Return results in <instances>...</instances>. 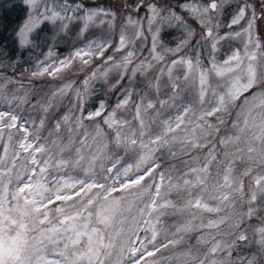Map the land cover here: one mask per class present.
<instances>
[{
    "label": "snow or ice",
    "instance_id": "6c2138e0",
    "mask_svg": "<svg viewBox=\"0 0 264 264\" xmlns=\"http://www.w3.org/2000/svg\"><path fill=\"white\" fill-rule=\"evenodd\" d=\"M23 3L28 15L15 32L20 49L32 46L33 33L38 38L49 23L63 33L69 22L78 21L81 37L91 27L105 24L110 36L117 34L118 14L112 9L89 8L75 0ZM230 3L185 0L178 4V12L171 3L135 0L121 6L124 18L115 44L113 39L89 40L63 59H53L50 47L45 60L37 61L31 77H55L63 69H71L77 58L84 66L101 58L103 63L86 75L80 86L69 81L43 103L33 105L43 113L38 124L23 120L11 108L12 104L28 103V93L17 96L8 88L12 79L0 74V100L10 105L9 110H0V264H159L160 258L149 261L145 257L178 245L183 234L194 230H201L197 239L206 245L204 252L192 256L189 250L179 255L190 257L195 264H264V218L259 215L260 201H264V45L254 35L259 9L249 3L238 4L227 25L232 29L245 21L247 27L241 25L240 31L219 35L222 25L217 17ZM260 7L264 8V0ZM141 11H145L143 17ZM189 19L203 29L201 40L211 42L207 64L197 48L201 41L192 43L196 33ZM166 29L182 32L175 47L163 43ZM146 33L151 35L152 46L143 56L137 41L146 40ZM243 37V50L237 48L221 62L216 61L214 53L221 40ZM109 49L113 55L105 57ZM166 54L173 58L166 59ZM6 55L11 58L10 53ZM114 71L117 78L113 81ZM150 71L158 73L149 81L156 98L137 92L133 84L137 73L147 76ZM165 74L171 81V95L159 98ZM181 79L196 90L198 111L193 104L180 105L165 118L161 110L175 106L182 91ZM101 81L117 96L115 104L110 107L107 100H100L94 110L85 111ZM69 93H74L70 107L55 119L41 143L40 132L47 119ZM129 107L134 108L131 120L118 116V111ZM153 109L156 115L146 122L145 114ZM234 109L238 111L230 121L232 131L217 141L215 134L229 124ZM212 117L215 123L208 119ZM157 118L162 127L152 132L151 124ZM85 121L95 124L90 128ZM110 143L136 156L135 165L117 169L120 157L109 155ZM196 150L203 152L202 157L192 156ZM164 151L171 157L187 156L185 170L162 168ZM238 163L244 165L239 174ZM50 168H79L83 176L65 173L52 177L57 181L53 192L45 175ZM244 176L252 180L247 199ZM172 191L181 203L167 198ZM56 201L62 203L50 208ZM241 202L247 203L246 211L238 207ZM168 208L186 218L157 244L160 218L167 214L161 210ZM205 213L212 215L206 218ZM245 248L247 255L242 254Z\"/></svg>",
    "mask_w": 264,
    "mask_h": 264
},
{
    "label": "rangeland",
    "instance_id": "374dc122",
    "mask_svg": "<svg viewBox=\"0 0 264 264\" xmlns=\"http://www.w3.org/2000/svg\"><path fill=\"white\" fill-rule=\"evenodd\" d=\"M21 1V4L24 6V14L21 20V23L18 24L17 29L22 26V24L24 23L28 12L26 10V5L23 3V0H17V2ZM13 2H15V0H0V7L2 9H4L5 11L11 12V7H13ZM76 3H82V2H77ZM102 2H104L103 4H98L97 2H94L93 4H89L87 2L82 3L83 5L92 8V7H102V8H107V9H112L113 11L117 12L118 14V19L116 21V35L115 36H110L109 35V29L108 26L105 25H97V26H93L91 27L86 33H84V36L81 37L79 36V28H80V22L78 21H71L69 22V29L67 32H60L59 29L55 28L52 24H47L46 27L44 28V30H42L39 33V37H36V34L33 33V44L32 46H30L28 48V52L25 54V57H28L30 59V61L34 64L31 65L29 68V74H31V72L33 70H35L36 68V64L37 61H43L45 60V56L48 54L49 48L51 47L52 52H53V59L59 57L61 59H63L64 57H68L76 48L79 47H83L89 40H101V39H113V43L115 44L118 41V31L120 28L121 23L123 22V12H122V8L121 6H124L126 4H128L130 1L129 0H102ZM135 0H133L132 3H134ZM185 2V0H157L158 4L164 5V4H173L174 7H176V10L179 12L180 9L178 7L179 3ZM198 3H207L208 0H197ZM16 3V2H15ZM242 3H249L252 5H255L258 9H259V13H258V18L255 21V25H254V35L261 41L262 45H264V33H263V28H264V8H261V0H231L230 4H226L223 12L221 15H219L217 17V19L221 22V27L219 28L218 32L220 36H224L225 33L231 32L233 30L235 31H240L241 29V25H243L244 27H247V24L245 21H241V25H234L232 29H229L227 27L228 23H230L232 16L234 15L235 11H236V6L238 4H242ZM22 7V6H21ZM23 9V7H22ZM129 11L131 9H128ZM145 15V11H141L140 16L143 17ZM189 23L191 24V26L195 29V36L192 40L193 44H196V41H201L199 45H197L198 50L200 51L201 55H202V60L205 64H207V62L211 59V53H212V49H211V42H207L205 43L204 41L201 40V34L203 29L200 27L199 24H197L195 21H192L191 19H189ZM16 29V30H17ZM215 31V29H214ZM16 32V31H15ZM131 34V33H130ZM147 39L143 40V41H137V46L138 49L142 51L143 56H147L149 53V49L152 46V41H151V35L147 34ZM14 39H15V43H16V35L14 34ZM183 38V34L179 29H171L168 30L166 29L163 33H162V39H163V43L168 46V47H175L176 44ZM246 40V37L243 38H226L224 40H221L218 44V50L214 53L216 61L217 62H221L223 59L227 58L228 55H230L233 51H235L237 48H240L241 50H243V41ZM17 45V44H16ZM17 48L20 51H24L25 49H20L17 45ZM59 49H62L63 51L61 52ZM188 49H184V52H187ZM108 55H113V52L111 49H109L106 53H105V57ZM180 55H183V53H180ZM115 56L117 58H119L120 53H116ZM38 60L35 62L34 59ZM142 58V57H141ZM173 57L170 56V54H166V59H172ZM103 63V58L101 59H95L90 66H84L81 64L79 58H77L72 65L71 69H63L62 71H60L59 73L56 74L55 77L51 76V79H59L60 82H62L64 80V84L68 83V80L71 79L72 77L76 78V83L78 84V80L81 79L83 80V78L85 77V74L88 73V71L91 69L93 70L94 68H96L97 65H101ZM153 63H155V61H153ZM160 65H157V68H159ZM83 68V71H80V69ZM9 67L7 66H2V70L4 72H6L5 74H9L10 72ZM73 70V72L71 71ZM158 73L156 71H150L147 76L141 75L140 73H137V76L133 82L134 87L136 89L137 92L140 91V89H143L142 93L151 95L153 98H156V89L154 86L150 87L149 86V81L153 80L154 77L157 75ZM176 74V71H174V76ZM69 75V76H66ZM129 76L131 75V73L129 72L128 74ZM66 76V78L64 77ZM49 77V76H47ZM117 78V74L114 71L111 74V79L114 81ZM128 81V77H125V84H127ZM181 84V95L180 97L177 98L176 102H175V106H171V107H166L165 109H162V116L163 117H167L169 114H174L176 111L177 106L180 105H187V104H193L194 105V110L198 111L199 105L195 103V95H196V90L191 87L190 85H185L183 80L181 79L180 81ZM61 86V85H60ZM56 87L53 83H49L47 85V88H54ZM33 93V89L29 87V92L28 95ZM40 95V94H39ZM171 95V81L169 80L168 76L165 74L161 80H160V88H159V98H167V96ZM117 96L112 95L108 89V86L106 84H104L102 81L96 84V91L95 94L90 97L87 100L86 103V108L85 111H92L95 109V107L98 106L99 101L100 100H107L109 103V106H113L116 102ZM209 99H211V96H209ZM45 90L42 91L41 95L37 98L36 102L34 103H30V105L32 106V110H28L25 104H21L19 107L16 106V104H12L11 108L12 109H17V111L21 114V111L23 110L24 113L23 114H27L28 118L31 121H36L39 122V119L41 118V111L38 109V107L34 110L33 109V105H37L38 102L43 103L45 101ZM90 101H94V106L90 107ZM66 101L63 99L62 103L60 105H58L57 107L61 106L63 103H65ZM0 105L3 107V109L0 110H9L10 109V105L7 102H4L1 100ZM28 106V105H27ZM157 108H159V104H157ZM68 109H65V111H67ZM238 111V109H234L232 112V116L229 118V124L225 125V127H223L224 125H222L221 127H223L224 129H226L224 132H219L216 135V139L217 141L219 140L220 136H224L227 133H230L232 131L231 126H230V121L231 119H235L236 117V112ZM55 112V111H54ZM118 116L121 118H127L130 119L127 116H130V114L128 113V109L127 110H123L121 112L118 111ZM43 115V113H42ZM62 115V114H60ZM59 115V116H60ZM156 115V110H149L148 113L145 114V120L146 122L149 121L152 117H154ZM189 115H191V112L189 113ZM57 117H49L47 120L50 123H55V119L58 118ZM210 120H214L215 122V118H208ZM47 124L48 126L50 125ZM85 124H87L90 128L95 124V121H85ZM162 125L160 124V118H157L155 123L151 124V131L152 132H159L161 129ZM48 131L49 130H41L40 132V136L42 137L41 139V143H43V137H47L48 136ZM19 135H23L22 133H19ZM111 135V133H109V136ZM3 141H0V145H2ZM107 152L109 153V155H113V156H119L120 157V163L117 164V169L122 170L124 167H126L127 165H129L128 160L132 157L134 159L133 162V166L136 163V159L137 157L134 156L131 152L125 153L122 149H118L115 144H112L108 147ZM0 153H2V147H0ZM167 154L166 151H164V155L165 156ZM198 154H200V156L202 157L203 153H197L195 155H192L193 157L197 156ZM65 155H67V153H65ZM157 156H160L161 153L158 152L156 153ZM38 158L39 156H41V154H37ZM180 156V155H177ZM185 156L181 155L178 159H182ZM173 159H176V157H173ZM189 159V158H187ZM177 160L175 162H170V166H175V168L177 167ZM106 164L110 163V161H105ZM193 165H195L196 161H192ZM164 168H168V166H165ZM244 168L243 164H237V173L239 174V172H241ZM50 169H54V168H50ZM49 169V170H50ZM75 169H79V168H66L63 171L61 170H53V173H45L46 176H48L49 178V184L48 186L50 188H52V191H55L54 185H56L57 181L52 179V177L54 176H58V175H64L65 173L71 174L73 175V173L70 172V170H75ZM97 171H99V169H97ZM114 172L116 171V169L113 170ZM157 171H159L157 169ZM255 171H260V169H256ZM135 172V168L133 167L132 172L129 173V175L131 176L132 173ZM213 172H215V167ZM255 174V172L253 173ZM76 176V175H74ZM78 176H83V172L81 171V173ZM97 179H100V177H97ZM121 179H124L123 176H121ZM242 179L244 180V191L246 193V197L245 199H247V194H250V190L252 189V180L250 177L248 176H244L242 177ZM103 182V181H102ZM65 191H68V189H65ZM45 195H51V193H45ZM171 200H173L176 203H181V198L177 196L175 191H172L169 196L167 197ZM62 202L60 201H56L54 205H49L50 208H54L55 205H58ZM71 203V202H69ZM260 209H259V215L260 217L264 218V201H260ZM238 207H242L243 210H247V203L245 202H241L240 205H238ZM166 212L169 216H174V210L172 208H168V209H164L161 210ZM178 214V213H175ZM223 214V213H221ZM161 223L158 225L159 228L162 229V231L160 232V234L157 237V244L163 243L165 241V230L166 229V223L164 222V217L161 216ZM256 223H258V221H256ZM178 224H175V227ZM174 231V230H173ZM168 234V233H167ZM169 236L171 234H168ZM195 246V245H194ZM148 247L150 248L151 245H148ZM176 247V248H174ZM199 246H195L193 248H188V247H183L181 245V242L176 245V246H172L169 245L168 248H164L166 249V251L173 249L169 254L167 255H162L163 257L160 259L159 264H185V261H187V264H195V262L190 258V257H184V256H180L179 253L181 251H191V254L193 256L198 255V251H199ZM248 251L247 248L243 249ZM253 251H255V249H253ZM249 254L245 253V255ZM146 259L151 258V257H145ZM158 258V257H157ZM156 258V259H157ZM219 258V257H218ZM154 260V259H150L149 261ZM144 264V262H143Z\"/></svg>",
    "mask_w": 264,
    "mask_h": 264
},
{
    "label": "trees",
    "instance_id": "16d2710c",
    "mask_svg": "<svg viewBox=\"0 0 264 264\" xmlns=\"http://www.w3.org/2000/svg\"><path fill=\"white\" fill-rule=\"evenodd\" d=\"M77 2H87L89 4H93L94 2H97L98 4H103L104 2H102V0H75ZM130 2H133V0H129ZM16 2V3H15ZM15 2H13V7H11V12L5 11L4 9H2L0 7V74H2L3 76L9 77L12 79V83L8 85V88L12 90V92H15V94L17 96H22L24 95V92L27 91V93L29 92V87L33 89V93L28 95V103H24L27 107L28 110H32V106L30 105V103H34L36 102L37 98L41 95L42 91L45 90V99H47V97L51 94L52 91H54L55 89H57L58 87H60V85H64V80L62 82L59 81V79H51V76L45 74L44 76L41 77H37V78H33L31 77V74H29V68L31 65H34L30 59L28 57H25V54L29 51L24 50V51H20L17 48V45L15 43V39H14V34L15 31L17 29L18 24L21 23L23 14H24V6L21 4V1L17 2V0H15ZM23 9H22V7ZM203 32V31H202ZM263 33H264V29H263ZM61 52L63 51L62 49H59ZM10 53L11 54V58H8L6 54ZM35 62L38 60L34 59ZM7 66L10 69L9 74H5L6 72H4L2 70V66ZM73 72V70H71ZM91 69L88 71V73L85 74L88 75L91 73ZM49 76V77H47ZM69 76V75H66ZM66 76H64L66 78ZM69 81H73L74 83V87L76 86H80V82L82 81L81 79L78 80V84L76 83V78L72 77L71 79L68 80ZM21 83L23 84V88H21ZM49 83H53L56 87L54 88H47V85ZM143 89H140L139 92H142ZM40 94V95H39ZM9 96H11V93H9ZM74 99V93H69V96H66L64 98V100L66 101L65 103H63L61 106L57 107V110L55 112L52 113V115L50 117H57L60 114L64 113L65 109H68V107H70L71 105V101ZM1 103V100H0ZM90 107L94 106V101H90ZM28 105V106H27ZM0 109H3V107L0 105ZM34 109V108H33ZM15 112L23 119V120H29L28 115L27 114H23L24 111H21V114L17 111V109H14ZM123 111V110H121ZM119 111V112H121ZM66 112V111H65ZM41 116H42V112ZM128 113L130 114L129 117L131 120L133 118L134 115V108L129 107L128 108ZM213 123L214 120H212ZM37 124L39 122H36ZM50 122L47 120L45 127L42 130H49L50 128L53 127L54 123H50V125L48 126L47 124H49ZM225 127V125L223 126ZM223 127L220 128V132H224L226 129H224ZM226 128V127H225ZM15 131V130H14ZM114 143H110V145H112ZM206 151V150H205ZM197 153H203L201 150H196L192 153V155H195ZM200 155V154H199ZM181 156V155H180ZM180 156H176V159H173V157L169 156L168 154H166L165 156L162 157L161 159V167L164 168L165 166H170V162H175L177 160V167L176 169H178L179 171H184L185 170V164L184 161L188 160L187 156H185L182 159H178ZM39 158H42L41 156H39ZM129 164H133L134 159L131 157L128 160ZM54 169H50L48 173H53ZM58 170V169H56ZM159 170V169H158ZM214 170V168H213ZM71 173H73V175L78 176L81 173L80 169H75V170H70ZM174 214V213H173ZM205 217H209L212 214H204ZM164 217V222L166 223V229L164 228L165 232L168 234H171V232L173 230H175V224H180L183 222V220L186 218V215H181V214H174V216H169L168 214L163 215ZM214 218V216H213ZM207 222V219H205V223ZM197 223H199V221H197ZM206 231V230H204ZM141 236L144 235V233H140ZM184 235V239L181 241V245L183 247H188V248H193L195 246H199L201 248H199L198 254H201L204 252L206 245L198 242V237L201 235V230H194L190 233H185ZM195 245V246H194ZM176 248V247H174ZM171 250L166 251V249L162 248L160 250V252H157L155 254L154 257H151L152 259H156L158 258H162V255H167L169 254ZM245 253H248V251L244 250V252H242V254L245 255ZM193 256V255H192ZM151 258H148L146 260H150ZM159 259V261H160ZM144 261H141V264H143Z\"/></svg>",
    "mask_w": 264,
    "mask_h": 264
},
{
    "label": "flooded vegetation",
    "instance_id": "af4514ba",
    "mask_svg": "<svg viewBox=\"0 0 264 264\" xmlns=\"http://www.w3.org/2000/svg\"><path fill=\"white\" fill-rule=\"evenodd\" d=\"M264 29V28H263Z\"/></svg>",
    "mask_w": 264,
    "mask_h": 264
}]
</instances>
